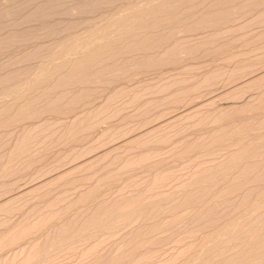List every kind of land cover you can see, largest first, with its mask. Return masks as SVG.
<instances>
[{"label":"rangeland","instance_id":"rangeland-1","mask_svg":"<svg viewBox=\"0 0 264 264\" xmlns=\"http://www.w3.org/2000/svg\"><path fill=\"white\" fill-rule=\"evenodd\" d=\"M263 234L264 0H0V264H264Z\"/></svg>","mask_w":264,"mask_h":264},{"label":"bare ground","instance_id":"bare-ground-1","mask_svg":"<svg viewBox=\"0 0 264 264\" xmlns=\"http://www.w3.org/2000/svg\"><path fill=\"white\" fill-rule=\"evenodd\" d=\"M220 5V4H219ZM222 5V4H221ZM215 7V6H214ZM203 19V18H202ZM161 23H163V22H161ZM159 25V24H158ZM85 66V65H84ZM87 69V68H86ZM89 70V69H88ZM90 72V71H89ZM96 94V93H95ZM54 103V102H53ZM61 103V102H60ZM77 105V104H76ZM64 106V105H63ZM72 106V105H71ZM66 109V108H65ZM64 110V109H63ZM263 232V231H262ZM254 234V233H253ZM257 234V233H256ZM264 235V234H263ZM258 236V235H257ZM241 237V236H240ZM256 238H258V237H256ZM260 238V237H259ZM257 241V240H256ZM253 250H255V249H253ZM259 250V249H258ZM251 251V250H250ZM244 252V251H243ZM240 253V252H239ZM248 253H250V252H248ZM252 253V252H251ZM255 253V252H254ZM247 254V253H246ZM248 255V254H247ZM251 256H252V254H251ZM237 259V258H236ZM247 262V261H246ZM236 263V262H235ZM234 263V264H235Z\"/></svg>","mask_w":264,"mask_h":264}]
</instances>
